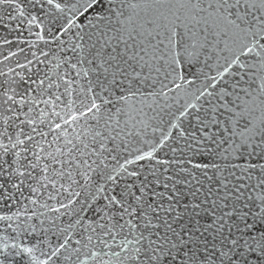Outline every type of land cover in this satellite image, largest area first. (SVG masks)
<instances>
[{
  "label": "snow or ice",
  "instance_id": "6c2138e0",
  "mask_svg": "<svg viewBox=\"0 0 264 264\" xmlns=\"http://www.w3.org/2000/svg\"><path fill=\"white\" fill-rule=\"evenodd\" d=\"M25 22L0 264H264V0H0Z\"/></svg>",
  "mask_w": 264,
  "mask_h": 264
},
{
  "label": "water",
  "instance_id": "95a60500",
  "mask_svg": "<svg viewBox=\"0 0 264 264\" xmlns=\"http://www.w3.org/2000/svg\"><path fill=\"white\" fill-rule=\"evenodd\" d=\"M4 15L7 16V13H4ZM6 23H12L14 25L16 23V21H11V22L6 21ZM28 28H29V25L25 22V24L23 25L24 31H22V32H18L15 34H9L4 29L0 28V33L7 36V38L10 40L13 39L14 35H20L24 38H27L30 41V40H33L35 37L28 35V31H27ZM32 31H36V29L33 27ZM18 47H24L26 49V52L25 53H19L18 56H13L9 60L5 61L4 65L0 66V67H3V70L7 71L8 67H15L17 60H19L21 63H23L24 62L23 57H24V55H26L28 53H27V45L26 44H20L19 46H17L15 43H13L12 45H8V44H4L2 42V40H0V59H3L4 56L9 55L10 52H16ZM17 71H21V70L17 69ZM193 71H195V69H193ZM158 155H161V154L158 153ZM144 163H147V162H144Z\"/></svg>",
  "mask_w": 264,
  "mask_h": 264
}]
</instances>
